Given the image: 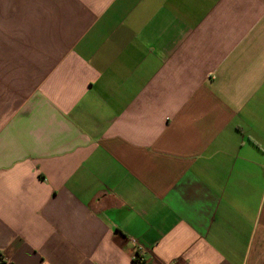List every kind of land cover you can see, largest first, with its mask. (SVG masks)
I'll use <instances>...</instances> for the list:
<instances>
[{
  "label": "crops",
  "instance_id": "0c3cea01",
  "mask_svg": "<svg viewBox=\"0 0 264 264\" xmlns=\"http://www.w3.org/2000/svg\"><path fill=\"white\" fill-rule=\"evenodd\" d=\"M264 264V0H0V264Z\"/></svg>",
  "mask_w": 264,
  "mask_h": 264
},
{
  "label": "built area",
  "instance_id": "2783aa9c",
  "mask_svg": "<svg viewBox=\"0 0 264 264\" xmlns=\"http://www.w3.org/2000/svg\"><path fill=\"white\" fill-rule=\"evenodd\" d=\"M140 252H141V249L140 248H137L135 250V253H134V256H133V259L135 260L136 263L140 264L141 263V258H140ZM2 259L0 258V263H1Z\"/></svg>",
  "mask_w": 264,
  "mask_h": 264
}]
</instances>
